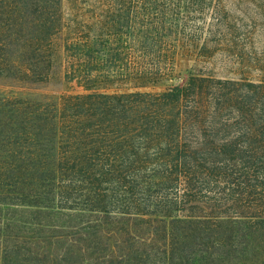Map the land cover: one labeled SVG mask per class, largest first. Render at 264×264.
<instances>
[{"label": "rangeland", "instance_id": "rangeland-1", "mask_svg": "<svg viewBox=\"0 0 264 264\" xmlns=\"http://www.w3.org/2000/svg\"><path fill=\"white\" fill-rule=\"evenodd\" d=\"M174 84L182 156L169 206L121 218L60 196L58 148L73 145L65 120L83 110L67 98ZM164 215L208 228L238 218L243 238L264 235V0H0V228L33 250L21 261L141 264ZM245 261L264 264V246Z\"/></svg>", "mask_w": 264, "mask_h": 264}, {"label": "trees", "instance_id": "trees-1", "mask_svg": "<svg viewBox=\"0 0 264 264\" xmlns=\"http://www.w3.org/2000/svg\"><path fill=\"white\" fill-rule=\"evenodd\" d=\"M67 99H74L83 110L65 120L68 131L64 132H72L68 137L73 145L58 148L57 171L62 181L67 178L59 187L60 196L74 202L75 194H82L79 198L84 197L83 208L121 218L134 212L132 208L141 212L136 214H146L169 206L167 192L178 195L181 170L180 86L174 84L157 91L87 93ZM95 105L103 107L97 111ZM152 148L154 155L150 153ZM127 177L141 180L138 189H127ZM103 182L109 186L101 187ZM121 184L124 193H119ZM154 188L160 189L159 195L154 194ZM162 221V239L150 233L141 242L149 245L141 264H202L210 259L226 261L231 255L244 258L245 264L248 255L264 246V235H255L254 230L243 238L249 227H241L244 221L238 218H218L211 228L201 226L206 219L198 217L164 215ZM258 222V229L264 227V217ZM155 241L160 245L155 246ZM31 252L8 239L0 228V264H26L20 257H34Z\"/></svg>", "mask_w": 264, "mask_h": 264}]
</instances>
